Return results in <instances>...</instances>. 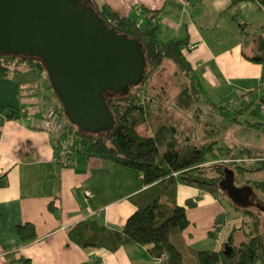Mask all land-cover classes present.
<instances>
[{
	"label": "trees",
	"instance_id": "1",
	"mask_svg": "<svg viewBox=\"0 0 264 264\" xmlns=\"http://www.w3.org/2000/svg\"><path fill=\"white\" fill-rule=\"evenodd\" d=\"M241 1L246 0H232V4ZM255 1L264 6V0ZM87 3L95 7L111 28L140 40L147 61V72L139 84L130 86L126 94L107 92L108 103L116 118L112 130L88 132L68 118L41 57L0 52V78L10 77L24 65L37 70L39 81L44 76L48 80L58 100L54 107L63 121V128L55 131L44 127L43 123L53 110L50 107L36 111L37 127L56 134L57 151H61L63 143L69 144L68 136L73 140L68 146L73 153L67 159L58 158L59 168L71 166L79 155L98 157L138 170L146 183L145 189L130 197L138 208L123 228L107 225L98 213L73 224L68 230L70 239L82 249L106 248L110 252H116L125 245H143L161 264H264V205L257 203L261 205L257 211L238 205L221 185L226 169H229L234 172L237 186L249 185L254 188V193L264 194V180L247 177L250 173L264 170V149L248 145L222 146L220 143L226 130L204 118L202 107L206 104L224 117L240 121L241 108L248 109L257 102L252 97V102L245 105V95L253 91L236 99L232 108L229 106L231 103L227 104L229 102L218 104L207 94L188 58L189 39L160 37V25L156 20L159 12L152 13L145 23L146 29H142L135 17L122 14L108 2L100 5L95 0H87ZM235 19L243 35V55L251 62L264 64V23L256 26L237 17ZM168 73L175 76L173 89L177 90L173 94L168 87ZM36 86L37 83L32 85L33 93L39 92ZM24 92L33 94L20 86V100L25 96ZM21 104L6 106L7 116L22 117L33 112L29 104ZM257 110L253 109L254 112ZM252 126L264 133V121H253ZM6 183L0 181V185ZM180 184L209 192L222 203L227 201L231 207L235 206L236 210L250 216L248 237L237 243L238 230L232 229L228 250L198 249L187 244L185 231L192 225L188 207L197 206L199 197L187 198L184 204H180ZM50 209L56 214L62 210L55 200L50 203ZM221 214L217 223L225 227L226 216L221 217ZM220 231V228L214 229L210 235H220ZM17 233L24 243L35 241L40 236L33 221L19 224ZM29 263V258L24 260V264Z\"/></svg>",
	"mask_w": 264,
	"mask_h": 264
},
{
	"label": "crops",
	"instance_id": "2",
	"mask_svg": "<svg viewBox=\"0 0 264 264\" xmlns=\"http://www.w3.org/2000/svg\"><path fill=\"white\" fill-rule=\"evenodd\" d=\"M95 1L100 5L108 2L122 14L144 23L152 13L159 12L156 20L162 39H189L188 58L206 92H232L238 99L253 91L244 97L246 106L252 97L254 101L258 96L264 99V64L243 55V35L235 19L263 24L264 6L259 1ZM7 82L9 78H0V181L7 182L0 185V264H24L27 258L29 264H161L143 245H125L110 252L106 248L82 249L70 239L68 230L73 224L98 213L107 225L123 228L138 208L130 197L146 188L144 178L136 169L83 155L77 156L71 166L59 168L56 134L37 127L34 111L28 116H7L6 106H19L26 100L19 98L18 82L17 100L9 102ZM230 103L236 104L232 100ZM195 196L199 197L197 206L188 207L194 222L185 231L191 245L198 224L199 231L204 230L203 235L208 236L218 215L227 210V205L209 192L179 185L180 204ZM54 200L62 208L59 214L50 209ZM192 211L198 215L191 216ZM27 221L36 223L40 236L24 243L17 226ZM218 228L223 235L227 227Z\"/></svg>",
	"mask_w": 264,
	"mask_h": 264
},
{
	"label": "water",
	"instance_id": "3",
	"mask_svg": "<svg viewBox=\"0 0 264 264\" xmlns=\"http://www.w3.org/2000/svg\"><path fill=\"white\" fill-rule=\"evenodd\" d=\"M0 52L41 57L68 118L95 133L116 125L107 92L126 94L147 72L140 40L111 28L87 0H0ZM221 185L235 203H251L254 189L237 186L231 170Z\"/></svg>",
	"mask_w": 264,
	"mask_h": 264
},
{
	"label": "rangeland",
	"instance_id": "4",
	"mask_svg": "<svg viewBox=\"0 0 264 264\" xmlns=\"http://www.w3.org/2000/svg\"><path fill=\"white\" fill-rule=\"evenodd\" d=\"M9 78V82L6 84L7 86V94L9 95V102L16 101L17 97H14L16 93V87L18 85V82H21L19 86L23 87V90L28 89L30 92H32V85L34 83H37L36 89H39V92H32L33 95L29 94V92H24L23 97H26L25 103L29 104L31 109L34 111L35 117H33V120H36L38 117V111L40 108L47 110L52 108V114L58 113L55 110L54 105L58 102L57 98H55L53 91L49 87L48 80L45 79V76L41 78V80H38V73L37 70L33 67H25L22 65L20 67V71L15 72L13 75H11ZM168 87L171 90V94L175 93L177 89H173V84L175 83L174 79L175 76H173L172 73H168ZM6 79V78H4ZM3 84V83H2ZM36 85V84H35ZM34 85V86H35ZM170 85L172 87H170ZM2 87V85H0ZM176 88V87H175ZM261 93V91H260ZM259 91H256V94H260ZM207 94L209 96H213L215 98V102L218 104H226L229 102V100H232V102L236 103L235 95L232 92H210ZM261 97V96H260ZM258 96L257 102L254 103L253 106L249 107L248 109H245V107L241 108V115H240V121H236L232 118L224 117L222 114L217 113L214 111L210 106H207L206 104H202L203 107V117L218 124L221 125L225 130L226 133L223 136V139L221 140V145H231V146H237L243 147L244 145L256 147L259 149H264V133L258 131L256 128H253L252 122L253 121H264V104L262 101H260V98ZM20 102V104L24 103ZM30 102V103H28ZM19 103V100H18ZM38 103V104H35ZM21 104V105H22ZM263 106V107H262ZM50 107V108H49ZM54 107V108H53ZM258 108L257 112H254L253 109ZM68 143H72V137H67ZM67 144L68 146H70ZM69 155L73 153V149L68 151ZM227 170V169H226ZM248 178H253L256 180H262L264 178V170L256 171L253 173H250L247 175ZM190 186V185H188ZM252 187V186H251ZM253 188V187H252ZM254 189V188H253ZM211 194V193H210ZM254 194V195H253ZM251 196V203L249 205L250 208H253L254 210H259V206L264 205V194L262 192H253ZM185 195V194H184ZM183 195V196H184ZM187 195V194H186ZM219 200V199H218ZM252 200L256 202V204H252ZM257 203H261V205H257ZM225 204L227 205V210H225V214H221V217L226 216V230L223 233V235H209L205 234L203 235L204 230L199 231V224L197 225L198 230L196 231L195 238L193 239V246L198 249H225L227 247L228 243V237L230 235V231L234 228H237L238 232L236 233V242L239 243L242 240L246 239L248 237V232H250V221L251 217L246 216L242 213V211L236 210L233 206L231 207L230 204H228L227 201H225ZM240 205V204H238ZM245 206V205H241ZM193 214H197L194 211H192L191 216H194ZM189 215V213H188ZM219 216V215H218ZM190 217V216H189ZM191 219V218H190ZM264 219V216H263ZM195 220V219H194ZM192 221V220H191ZM218 217L216 218L214 222V226L212 227L214 229L218 228ZM194 222V221H193ZM192 222V223H193ZM199 222V221H198ZM200 223V222H199ZM219 238H221L219 240ZM186 240V238H185ZM219 241V242H218ZM186 243L188 244L187 240ZM186 255L190 257V254L186 252Z\"/></svg>",
	"mask_w": 264,
	"mask_h": 264
},
{
	"label": "built area",
	"instance_id": "5",
	"mask_svg": "<svg viewBox=\"0 0 264 264\" xmlns=\"http://www.w3.org/2000/svg\"><path fill=\"white\" fill-rule=\"evenodd\" d=\"M231 108L234 107V105L231 103L229 105ZM44 127L47 129H53L55 131H60L63 128V121L60 119V116L58 115V113L56 114H52L50 115L49 119H47L44 123H43ZM71 150L67 144H62L61 146V151H57L58 152V158L60 157V159L64 160L68 158V151ZM61 154V156H60Z\"/></svg>",
	"mask_w": 264,
	"mask_h": 264
},
{
	"label": "flooded vegetation",
	"instance_id": "6",
	"mask_svg": "<svg viewBox=\"0 0 264 264\" xmlns=\"http://www.w3.org/2000/svg\"><path fill=\"white\" fill-rule=\"evenodd\" d=\"M253 197V196H252ZM253 202L252 203H254V204H256V202L254 201V200H252Z\"/></svg>",
	"mask_w": 264,
	"mask_h": 264
}]
</instances>
